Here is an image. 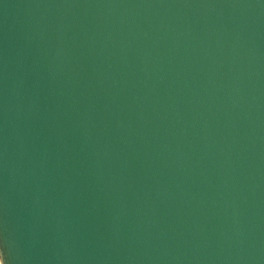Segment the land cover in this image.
Here are the masks:
<instances>
[{"label":"water","instance_id":"95a60500","mask_svg":"<svg viewBox=\"0 0 264 264\" xmlns=\"http://www.w3.org/2000/svg\"><path fill=\"white\" fill-rule=\"evenodd\" d=\"M0 264H264V0H0Z\"/></svg>","mask_w":264,"mask_h":264},{"label":"clouds","instance_id":"9594fccd","mask_svg":"<svg viewBox=\"0 0 264 264\" xmlns=\"http://www.w3.org/2000/svg\"><path fill=\"white\" fill-rule=\"evenodd\" d=\"M3 255V251L2 250H0V256H2Z\"/></svg>","mask_w":264,"mask_h":264}]
</instances>
